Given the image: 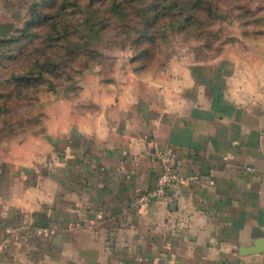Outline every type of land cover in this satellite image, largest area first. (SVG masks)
<instances>
[{
  "label": "crops",
  "instance_id": "crops-1",
  "mask_svg": "<svg viewBox=\"0 0 264 264\" xmlns=\"http://www.w3.org/2000/svg\"><path fill=\"white\" fill-rule=\"evenodd\" d=\"M260 32L157 75H87L53 104L23 170L0 180V264H264ZM157 152L183 179L139 201Z\"/></svg>",
  "mask_w": 264,
  "mask_h": 264
},
{
  "label": "rangeland",
  "instance_id": "rangeland-1",
  "mask_svg": "<svg viewBox=\"0 0 264 264\" xmlns=\"http://www.w3.org/2000/svg\"><path fill=\"white\" fill-rule=\"evenodd\" d=\"M48 2L0 0L1 183L23 170L25 154L46 132L50 107L74 97L87 75H157L180 59L217 57L228 43L239 41L237 34L256 42L264 27V0H66L68 36L36 34L32 28L20 37L30 10L46 11ZM85 16L88 26L81 21ZM41 40L54 44L46 50L77 40L85 45L35 84L19 75L41 55Z\"/></svg>",
  "mask_w": 264,
  "mask_h": 264
},
{
  "label": "trees",
  "instance_id": "trees-1",
  "mask_svg": "<svg viewBox=\"0 0 264 264\" xmlns=\"http://www.w3.org/2000/svg\"><path fill=\"white\" fill-rule=\"evenodd\" d=\"M48 3L49 8L46 11L30 10L31 13L29 18L24 23V26L21 29H18L20 34H22L20 37H28L32 28L36 30V34H39V32L42 31L43 33L49 31L48 33L56 32L58 35H60L57 38H60L63 34V36H68L67 34L69 32V28L63 15L66 7V0H50ZM75 3L78 4V2ZM81 21L87 26L89 25L88 17L85 16ZM77 41L74 44L68 42L65 44V46H58V48L55 46V49L53 48V50L50 47L49 50H46V46L54 44L50 42L46 45L44 41L41 40L40 43H38L39 47L41 48V55L36 54L30 59V62H28L26 66L28 68H24V73L22 72L23 74H20L19 78H31L34 79L35 84L41 83L43 76L46 73H55L57 67L60 66L59 64L66 62L64 61V58L61 60L62 57L69 55L70 52L74 50L84 47L85 43L82 44ZM66 59L67 58H65V60Z\"/></svg>",
  "mask_w": 264,
  "mask_h": 264
},
{
  "label": "built area",
  "instance_id": "built-area-1",
  "mask_svg": "<svg viewBox=\"0 0 264 264\" xmlns=\"http://www.w3.org/2000/svg\"><path fill=\"white\" fill-rule=\"evenodd\" d=\"M154 159L159 165L158 172L152 187L138 195L139 201L161 198L165 195L167 188L178 185L183 179L173 156L164 152H157ZM1 254L2 246L0 245V257Z\"/></svg>",
  "mask_w": 264,
  "mask_h": 264
}]
</instances>
